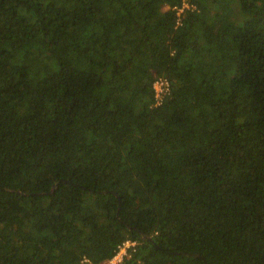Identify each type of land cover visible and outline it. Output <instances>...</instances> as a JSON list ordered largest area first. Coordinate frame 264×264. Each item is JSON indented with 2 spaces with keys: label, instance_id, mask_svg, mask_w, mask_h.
I'll list each match as a JSON object with an SVG mask.
<instances>
[{
  "label": "trees",
  "instance_id": "trees-1",
  "mask_svg": "<svg viewBox=\"0 0 264 264\" xmlns=\"http://www.w3.org/2000/svg\"><path fill=\"white\" fill-rule=\"evenodd\" d=\"M126 239L264 264V0H0V264Z\"/></svg>",
  "mask_w": 264,
  "mask_h": 264
},
{
  "label": "built area",
  "instance_id": "built-area-1",
  "mask_svg": "<svg viewBox=\"0 0 264 264\" xmlns=\"http://www.w3.org/2000/svg\"><path fill=\"white\" fill-rule=\"evenodd\" d=\"M185 8V5H182L180 7H175L177 15H179ZM160 90V93L162 95H165L169 90V82L165 77L162 76H155L153 81V90L154 94L157 92L158 89ZM158 95V93H157ZM162 98L158 99L155 97L156 103H158ZM137 242L135 240L126 239L123 242H121L117 249L110 258L107 260H104L102 262H94L88 257H83L81 262L83 264H121L125 258H129L131 250L134 249Z\"/></svg>",
  "mask_w": 264,
  "mask_h": 264
},
{
  "label": "rangeland",
  "instance_id": "rangeland-1",
  "mask_svg": "<svg viewBox=\"0 0 264 264\" xmlns=\"http://www.w3.org/2000/svg\"><path fill=\"white\" fill-rule=\"evenodd\" d=\"M154 76H161V75H154ZM163 77V76H162ZM158 89V88H157ZM156 93V95L154 94V97H157L158 99H160V98H162L163 97V95L160 93V90L158 89L157 90V92H155ZM157 93H158V95H157ZM160 102V101H159ZM158 102V103H159Z\"/></svg>",
  "mask_w": 264,
  "mask_h": 264
},
{
  "label": "water",
  "instance_id": "water-1",
  "mask_svg": "<svg viewBox=\"0 0 264 264\" xmlns=\"http://www.w3.org/2000/svg\"><path fill=\"white\" fill-rule=\"evenodd\" d=\"M144 239H150L149 237H147V236H144Z\"/></svg>",
  "mask_w": 264,
  "mask_h": 264
}]
</instances>
